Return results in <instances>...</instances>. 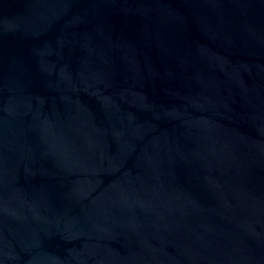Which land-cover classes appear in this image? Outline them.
Segmentation results:
<instances>
[{"label":"water","instance_id":"1","mask_svg":"<svg viewBox=\"0 0 264 264\" xmlns=\"http://www.w3.org/2000/svg\"><path fill=\"white\" fill-rule=\"evenodd\" d=\"M0 264H264V0H0Z\"/></svg>","mask_w":264,"mask_h":264}]
</instances>
